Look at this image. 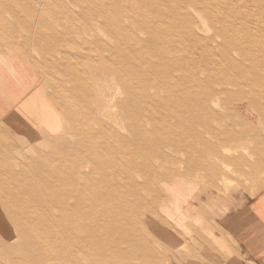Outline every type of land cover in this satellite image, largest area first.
Listing matches in <instances>:
<instances>
[{"label":"rangeland","instance_id":"374dc122","mask_svg":"<svg viewBox=\"0 0 264 264\" xmlns=\"http://www.w3.org/2000/svg\"><path fill=\"white\" fill-rule=\"evenodd\" d=\"M0 74L65 120L0 122V264H171L172 183L264 191V0H0Z\"/></svg>","mask_w":264,"mask_h":264},{"label":"crops","instance_id":"0c3cea01","mask_svg":"<svg viewBox=\"0 0 264 264\" xmlns=\"http://www.w3.org/2000/svg\"><path fill=\"white\" fill-rule=\"evenodd\" d=\"M34 93L0 74V122L32 142L60 133L65 123L52 103V114H44ZM172 185L161 201L163 218L172 225L155 226L169 245L171 264H264V191L250 195L241 186L227 192L211 187L204 205L191 184Z\"/></svg>","mask_w":264,"mask_h":264},{"label":"bare ground","instance_id":"6f19581e","mask_svg":"<svg viewBox=\"0 0 264 264\" xmlns=\"http://www.w3.org/2000/svg\"><path fill=\"white\" fill-rule=\"evenodd\" d=\"M66 94V93H65ZM79 109V108H78ZM102 124V123H101ZM127 152V151H126Z\"/></svg>","mask_w":264,"mask_h":264}]
</instances>
